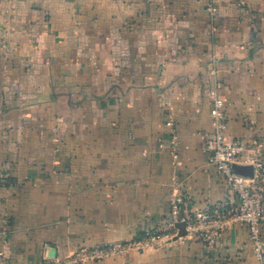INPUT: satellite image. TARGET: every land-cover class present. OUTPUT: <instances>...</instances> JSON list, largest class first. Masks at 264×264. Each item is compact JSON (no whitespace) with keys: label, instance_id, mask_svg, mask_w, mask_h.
<instances>
[{"label":"crops","instance_id":"crops-1","mask_svg":"<svg viewBox=\"0 0 264 264\" xmlns=\"http://www.w3.org/2000/svg\"><path fill=\"white\" fill-rule=\"evenodd\" d=\"M214 94L227 140L264 146V0H0L7 263L137 240L169 215L173 190L193 208L237 203L205 150ZM84 264L258 263L236 223L213 249L177 239Z\"/></svg>","mask_w":264,"mask_h":264},{"label":"built area","instance_id":"built-area-1","mask_svg":"<svg viewBox=\"0 0 264 264\" xmlns=\"http://www.w3.org/2000/svg\"><path fill=\"white\" fill-rule=\"evenodd\" d=\"M214 14L212 4L208 6ZM215 64V62L213 63ZM215 67V65H213ZM215 69L212 70L214 74ZM226 103L214 94L212 110L213 130L205 141V150L210 154L209 163L214 165L223 178L229 192L234 193L235 203L229 196L205 208H193L188 196L173 190L170 195L169 215L154 230L139 239L115 245H102L92 248H79L61 259L45 260L39 264H84L99 262L109 257L123 255L129 251L141 253L171 246L177 239L195 240L202 246L213 249L222 234L236 223L248 227L254 257L258 264H264V146L260 141L246 145L242 141H229L226 138L228 126L225 121ZM172 131L170 143L173 148L179 145L176 129L168 122ZM173 156L177 158L175 151ZM237 164L250 165L253 174L240 175L235 172ZM182 229V231H181ZM0 264H8L3 253Z\"/></svg>","mask_w":264,"mask_h":264}]
</instances>
